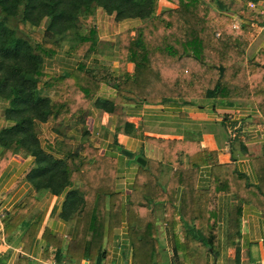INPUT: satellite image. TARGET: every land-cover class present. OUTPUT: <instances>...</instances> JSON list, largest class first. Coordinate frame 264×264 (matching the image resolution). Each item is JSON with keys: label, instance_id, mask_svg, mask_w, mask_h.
Masks as SVG:
<instances>
[{"label": "trees", "instance_id": "trees-1", "mask_svg": "<svg viewBox=\"0 0 264 264\" xmlns=\"http://www.w3.org/2000/svg\"><path fill=\"white\" fill-rule=\"evenodd\" d=\"M161 1L0 0V102L8 103L5 118L15 123L0 133V168L19 147L26 148L36 159L28 175L36 189L58 195L67 191L63 215L76 216L81 223L77 236L69 238L65 264H82L84 257L90 264L108 259L112 233L124 216L116 188L118 162L87 140L81 150L56 157L42 146V124L79 120L92 106L112 111L117 103L159 105L178 98L252 105L264 116V50L253 59L247 55L253 27L236 25L232 16L207 0H165L172 6L163 9ZM99 11L115 22L137 21L118 33L119 74L113 100L99 97L102 80L87 64L102 40L95 21L85 20L96 19ZM64 51L79 59L76 67L48 70L46 64ZM119 121L118 129L128 131L126 117ZM159 143L163 159L140 165L127 203L132 264L161 261L158 215L152 205L163 201V218L175 237L176 264H208L218 246L217 200L220 191H226L218 185L221 181L237 187L229 221V242L236 253L230 264H241L242 207L254 204L264 211V173L260 170V182L255 184L232 165L215 163L216 170L233 168V176L215 175L210 188L199 189L198 155L205 163L211 162L212 153L199 145L195 151L187 141ZM179 151L188 154V163ZM164 162L176 166L167 189L159 178ZM20 214L11 216L10 222L15 217L19 221ZM10 222L5 220L7 229ZM58 255L63 256L62 249Z\"/></svg>", "mask_w": 264, "mask_h": 264}, {"label": "crops", "instance_id": "crops-1", "mask_svg": "<svg viewBox=\"0 0 264 264\" xmlns=\"http://www.w3.org/2000/svg\"><path fill=\"white\" fill-rule=\"evenodd\" d=\"M207 1L232 16L236 25L248 24L253 27L247 55L250 59L260 55L264 50V0L256 1L255 8L250 6L254 0ZM171 6L169 2L161 1V9ZM95 23L100 28L102 45L87 64L102 80L99 97L113 100L119 74L118 33L137 24V21L115 22L112 17L99 11ZM67 46L65 43V50ZM78 62V58L68 56L64 51L55 60L48 62L46 67L53 72H66L76 67ZM7 106V102H0V133L15 124L5 118ZM120 116L126 117L128 131L118 129ZM41 130L42 146L56 157L61 158L81 150L82 143L87 140L99 148L101 154L117 159L116 188L122 196L124 216L121 226L112 233L110 255L104 264H132L126 209L139 167L143 165L137 158H144L146 164L149 160H162L164 147L159 143L160 140L187 141L193 144L195 151L199 145L212 153L209 159L211 162L206 160L205 163L201 162L205 158L198 155L199 189L210 188L215 175L232 177L233 168L255 184L260 182V170L264 173V116L257 107L247 104L238 105L236 102L216 99L178 98L159 105L117 103L112 111L92 106L90 112L79 120L50 121L42 124ZM125 150L133 155L126 154ZM2 153L0 142V157ZM179 154L188 163V154L181 151ZM215 163L220 166L232 165L233 168L225 171L220 170L219 166L216 174ZM35 166L33 154L19 147L6 165L0 168V264H65L63 258L69 238L76 237L79 232L81 220L76 216L63 215L67 191L58 195L47 188L37 190L28 178ZM175 169L172 163H163L159 178L164 189L168 188ZM218 185L225 186L226 191H220L217 200L218 246L217 252L209 255L208 264H230L231 256L236 253L235 247L229 242V221L230 210L234 205L232 192L237 187L230 183L227 185L226 181ZM165 204L163 201L152 205V210H157L162 247L159 264H176L172 256L175 237L163 218L165 212L162 208ZM25 208L28 210L23 211ZM19 213V221L15 217L11 223L10 217ZM6 219L11 223L8 229ZM239 242L241 264H264V211L254 204H243ZM60 249L63 253L61 258L58 255ZM82 264H90L89 258L84 257Z\"/></svg>", "mask_w": 264, "mask_h": 264}, {"label": "water", "instance_id": "water-1", "mask_svg": "<svg viewBox=\"0 0 264 264\" xmlns=\"http://www.w3.org/2000/svg\"><path fill=\"white\" fill-rule=\"evenodd\" d=\"M126 154H129V155H133V153L132 152H129V151H127V150H125L124 151ZM137 161L140 163V164H146V160L144 159V158H142V157H138L137 158ZM126 264H127V262H126Z\"/></svg>", "mask_w": 264, "mask_h": 264}, {"label": "built area", "instance_id": "built-area-1", "mask_svg": "<svg viewBox=\"0 0 264 264\" xmlns=\"http://www.w3.org/2000/svg\"><path fill=\"white\" fill-rule=\"evenodd\" d=\"M250 6H251L252 8H255V7L257 6V3H256V2H251V3H250Z\"/></svg>", "mask_w": 264, "mask_h": 264}, {"label": "rangeland", "instance_id": "rangeland-1", "mask_svg": "<svg viewBox=\"0 0 264 264\" xmlns=\"http://www.w3.org/2000/svg\"><path fill=\"white\" fill-rule=\"evenodd\" d=\"M89 21H95V19H92V20L87 19V20H85V22H87L88 24H91V22H89Z\"/></svg>", "mask_w": 264, "mask_h": 264}]
</instances>
